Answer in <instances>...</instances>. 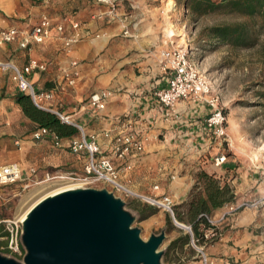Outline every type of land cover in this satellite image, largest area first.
Returning <instances> with one entry per match:
<instances>
[{
	"label": "crops",
	"instance_id": "0c3cea01",
	"mask_svg": "<svg viewBox=\"0 0 264 264\" xmlns=\"http://www.w3.org/2000/svg\"><path fill=\"white\" fill-rule=\"evenodd\" d=\"M90 1L50 0L49 4H44L40 0H0V29L27 28L35 24L41 14L47 13L54 24L64 26L63 36L74 32L73 22L79 23L77 32L80 34L68 52L56 31L51 39L31 43L27 48H22L19 41L4 44L0 46V61H9L21 69L35 61L36 67L26 72V78L39 91H55L46 105L69 115L87 134H97L104 156L112 157L113 138L123 130L122 125L136 121L131 129L146 135L147 141L140 154L125 162L120 180L133 193L149 197L152 192L143 180L152 176L160 181L169 179L171 197L180 198L195 181V175L185 171L189 165L181 157L194 140L198 143L205 140L203 134L207 133V128L201 122L209 108L187 100L177 103L175 112L168 113L154 95L155 90L166 86L157 62L158 51L169 47L165 35L169 36V30L165 34L162 31L163 1L117 0L116 6L125 3L129 10H118L114 14H108V10L95 12L93 6L88 5ZM93 3L99 4L96 0ZM71 61L78 62L79 71L73 86L67 84L60 71ZM104 90L112 92L104 108L90 106L89 98ZM20 97L29 98L18 90L13 72L0 70V166L17 163L23 180L34 183L44 181L46 174L84 173L87 154L71 152L65 144L69 137H62L63 145L59 147L54 145L50 135L41 140L33 139L32 133L40 125L24 113ZM162 135L164 140L158 138ZM212 167L217 170L218 184L222 185L225 177L221 174L227 168L226 163ZM235 194L232 204L249 200ZM252 201L257 202L255 198ZM254 202L245 203L231 215L248 208L256 209ZM219 211L221 208L214 213ZM235 240L232 252L235 251L236 262L264 264V258L248 256L250 247L246 236L243 240L236 236Z\"/></svg>",
	"mask_w": 264,
	"mask_h": 264
},
{
	"label": "rangeland",
	"instance_id": "374dc122",
	"mask_svg": "<svg viewBox=\"0 0 264 264\" xmlns=\"http://www.w3.org/2000/svg\"><path fill=\"white\" fill-rule=\"evenodd\" d=\"M162 1V31L164 34L167 29L174 31L170 33V36L165 34L168 44L183 47L199 64L201 72L212 85L215 95L218 96L219 107L226 116L225 135L215 137L207 129V133L203 134L205 140L202 143L194 140L190 143L191 147L185 150L181 159L188 163L189 167L185 171L190 175L194 174L195 181L190 190L181 195L182 197L177 198L175 195L171 197L169 179L160 181L153 176L143 180L152 192L151 196L124 197L126 208L136 216L133 226L141 229L143 239L151 233L165 231L166 238L160 246V249L164 251L163 264H203L202 254L197 247L202 249L207 260L212 261V264H223L226 261L230 264H240L235 261V251L232 252L236 236L241 240L246 236L248 247H250L248 250L251 251L247 250L248 256L256 255L258 258H264V20L258 15L241 16L230 12L227 7L197 17L190 13L186 0H171V4L170 0ZM88 5L93 6L95 12L105 13L108 10L106 5L93 3V0ZM115 9L117 12L129 10L125 3L119 4ZM237 24H242L250 36L248 46H234L211 38L209 34L213 27ZM170 41L173 43L170 44ZM168 113L171 111L169 110ZM207 116L208 114L201 122L204 126ZM74 136H80V132L77 130ZM158 138L164 140L165 136H158ZM216 157H225L223 164L226 163L227 168L223 175L234 193L232 203L235 202L236 192L237 197L249 199L243 200L244 205L251 204L254 202L252 199L255 198L257 202L254 204L257 208H248L236 215H231L232 212H230L222 216L229 207L224 205L219 214L213 212L208 216L211 220V222L208 221L211 225L209 228H204L202 224L199 226V231L203 235L194 242L196 247L191 240L189 245H183L181 237L192 234L191 230L186 228L189 224L177 220L185 227L177 226L172 220L170 211L157 202H161L162 195H166L171 199L172 212L176 206H179L180 211H184L185 204L192 195L203 188V178L198 180L201 171L211 173L212 166L216 165ZM124 166L125 164L118 166L119 177L125 171ZM66 175L73 179H80L85 173ZM54 179L56 178L38 183L20 180L1 185L2 231L6 232L3 220H17L20 211L29 203L60 183ZM90 186L101 188L107 187V184L99 181ZM161 187L163 190L160 189ZM167 217L170 218V222L167 221ZM177 238L178 242L169 248L171 241ZM224 238L226 240H223ZM0 241H4L0 244L1 253L21 259L22 256L14 255L7 249V235L0 237Z\"/></svg>",
	"mask_w": 264,
	"mask_h": 264
},
{
	"label": "built area",
	"instance_id": "2783aa9c",
	"mask_svg": "<svg viewBox=\"0 0 264 264\" xmlns=\"http://www.w3.org/2000/svg\"><path fill=\"white\" fill-rule=\"evenodd\" d=\"M41 1L44 4H49L50 2V0ZM96 2L106 5L108 7V14L115 13L117 0H96ZM71 27L74 32L70 36L65 37L63 36L65 31L64 26L62 24H54L49 15L43 13L35 24L27 28L14 26L0 29V46L19 41L22 48H27L31 43L40 44L51 39L53 37V32L56 31L63 41L66 52H68L71 49V45L76 42L80 36L77 32L79 23L73 22ZM172 43L173 42L170 41V44ZM157 62L160 72L166 79V86L154 91V95L159 104L172 113L175 112L177 103L180 101L191 100L199 105H206L209 108V113L204 120L205 127L210 130L215 137L224 136L226 116L219 107V98L215 95L210 82L201 72L199 64L189 56L186 49L175 45L162 49L158 51ZM33 67H36L35 61H30L23 69L9 61H0V70H11L13 72V80L16 82L18 90L26 94L36 107L55 114L61 122L74 126L80 132V136H72L65 139V144L73 153L84 151L87 154V162L84 167L85 175L80 178V180L84 182V186H90L94 182L101 181L107 184L109 190L123 199L128 196L143 197L140 194L133 193L132 190L120 180L118 169V166L125 164L129 157L140 154L144 149L147 136L131 129L136 121H127L122 125L123 130L117 133L113 138L111 146L112 157L104 156L101 146L98 143L97 134H86L82 125L74 122L69 115L46 105L45 102L54 97L55 91H39L34 87L32 82L25 76L26 72ZM77 67L78 62L71 61L68 67L60 69L69 86L75 85L79 76ZM111 94V91H100L89 98V105L97 109H103L105 100ZM105 134H107V132H105ZM48 135L52 137L55 146L59 147L63 145L64 139L44 126L38 127V129L32 133L34 140H41ZM215 159V164L220 165L224 162L225 157H216ZM58 176L59 175L49 176L46 174L45 180ZM20 180H23L22 170L17 163L12 162L0 166V186L12 184ZM155 188H157V186ZM151 201L156 202L155 200ZM161 203L172 213L171 201L168 197L164 196ZM243 205L244 203L229 205L228 210L225 211L222 216L236 211ZM204 216L211 222L207 215ZM2 222L5 225L7 233V249L14 255L22 256L23 248L20 242L21 222L9 219L3 220ZM186 228L191 230L190 226ZM191 242L196 247L193 238H191ZM197 249L202 254L203 264H212V261L207 260L202 249L198 247ZM223 264L230 263L226 261Z\"/></svg>",
	"mask_w": 264,
	"mask_h": 264
},
{
	"label": "water",
	"instance_id": "95a60500",
	"mask_svg": "<svg viewBox=\"0 0 264 264\" xmlns=\"http://www.w3.org/2000/svg\"><path fill=\"white\" fill-rule=\"evenodd\" d=\"M135 219L107 187L60 191L36 202L21 221V259L0 252V264H163L165 231L143 239Z\"/></svg>",
	"mask_w": 264,
	"mask_h": 264
},
{
	"label": "trees",
	"instance_id": "16d2710c",
	"mask_svg": "<svg viewBox=\"0 0 264 264\" xmlns=\"http://www.w3.org/2000/svg\"><path fill=\"white\" fill-rule=\"evenodd\" d=\"M186 4L190 13L197 17L227 7L230 12L241 16L258 15L264 20V0H186ZM209 34L211 38L225 41L234 46H248L250 42V36L242 24L216 26L211 28ZM19 103L28 117L60 137H71L77 134V129L74 126L61 122L55 114L49 111L37 108L29 98L23 100L20 97ZM217 175V170L214 168L211 173L201 171L198 180L203 178V188H200L198 193L192 195V198L185 204L184 211H180L179 206L174 208L173 215L175 219L188 223L192 233L181 237L183 245H189L191 238H193L194 242L202 238L203 234L199 231L201 224L206 229L211 226L204 215L209 216L216 209L224 205H230L234 201V193L230 185L226 181L219 185V177ZM222 176L223 174H221ZM167 221L170 222L169 217H167ZM2 228L0 225V237L7 235L6 232L2 231ZM178 240L177 238L171 241L169 248L175 245ZM2 242L4 241H0V244Z\"/></svg>",
	"mask_w": 264,
	"mask_h": 264
},
{
	"label": "bare ground",
	"instance_id": "6f19581e",
	"mask_svg": "<svg viewBox=\"0 0 264 264\" xmlns=\"http://www.w3.org/2000/svg\"><path fill=\"white\" fill-rule=\"evenodd\" d=\"M173 6V4H172ZM174 31L173 30H170L169 31V36H170V33H173ZM58 182H60L59 184H57L56 187L52 188V189H48V191L44 192L42 195H40L37 199L35 200H31L32 202L29 203L23 210L20 211V213L18 214L17 216V220L18 221H22L28 210L36 203L38 202L40 199L44 198L45 196H48V195H53L55 193H58L60 191H64V190H67V189H72V188H77V187H82L84 186V182H82V180L80 179H72L70 177H68L67 175L65 174H59L58 177H56V179H54ZM48 182V181H47ZM41 190V189H40ZM157 203H161V202H157ZM162 206H164L162 203H161ZM165 207V206H164Z\"/></svg>",
	"mask_w": 264,
	"mask_h": 264
}]
</instances>
